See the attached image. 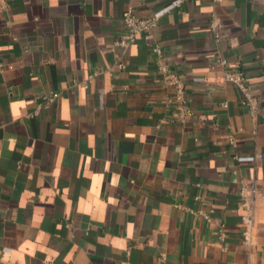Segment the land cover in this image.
<instances>
[{
  "label": "crops",
  "instance_id": "crops-1",
  "mask_svg": "<svg viewBox=\"0 0 264 264\" xmlns=\"http://www.w3.org/2000/svg\"><path fill=\"white\" fill-rule=\"evenodd\" d=\"M0 264H264V0H0Z\"/></svg>",
  "mask_w": 264,
  "mask_h": 264
},
{
  "label": "built area",
  "instance_id": "built-area-1",
  "mask_svg": "<svg viewBox=\"0 0 264 264\" xmlns=\"http://www.w3.org/2000/svg\"><path fill=\"white\" fill-rule=\"evenodd\" d=\"M199 1V0H196ZM212 3H219L222 0H210ZM182 1H178L175 3V7H181ZM122 34L119 39L114 43V46H119L122 48L129 47L135 40L136 37H142L146 41H150L152 39V30L156 26L157 17H147L140 18L135 15V13L131 9H126L122 14ZM153 51L160 56V50L158 47H154ZM217 63L220 66H226L227 61L225 59H216ZM123 67V63H118L117 68L121 69ZM158 72L161 74L162 83L171 89L172 91V101L175 105V118L179 122H185L189 120L193 113L186 107V97L184 92V86L182 81L178 78V76L171 71L166 65L158 66ZM100 73L99 70L91 71L88 76L86 82H83V87L86 88V83L94 76ZM223 78L226 82L232 83L238 87V89L243 94V101L246 105L251 106L252 96L249 86L246 84L245 73L242 71H228L224 73ZM58 97L57 93H53L49 96L44 97V103L49 104L55 98ZM39 109V107H38ZM35 111L32 114H36ZM231 139V143H232ZM248 191L250 198L252 199L256 194V189L252 185L248 190L242 189L240 191V195H244L245 192ZM252 211L249 209L247 213L241 219V228H242V240L241 243L244 246H249L252 243Z\"/></svg>",
  "mask_w": 264,
  "mask_h": 264
}]
</instances>
